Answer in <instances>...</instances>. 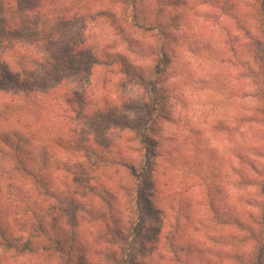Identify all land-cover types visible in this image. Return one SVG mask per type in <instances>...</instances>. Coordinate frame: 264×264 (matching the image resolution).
Masks as SVG:
<instances>
[{"label": "clouds", "instance_id": "clouds-1", "mask_svg": "<svg viewBox=\"0 0 264 264\" xmlns=\"http://www.w3.org/2000/svg\"><path fill=\"white\" fill-rule=\"evenodd\" d=\"M0 264H264V0H0Z\"/></svg>", "mask_w": 264, "mask_h": 264}]
</instances>
